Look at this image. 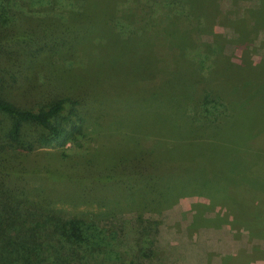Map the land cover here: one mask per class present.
Instances as JSON below:
<instances>
[{"label":"trees","instance_id":"1","mask_svg":"<svg viewBox=\"0 0 264 264\" xmlns=\"http://www.w3.org/2000/svg\"><path fill=\"white\" fill-rule=\"evenodd\" d=\"M88 1L0 0V50L17 49L12 44L16 34L3 38L2 33L11 31L17 15L34 18L27 13L38 9L29 8L33 3L53 11L60 3ZM105 1L121 5L110 11L109 24L119 38L125 32L119 18L135 32L156 31L155 65L168 69L173 62L171 77L179 89L173 99L195 115L167 118L168 126L157 125L160 130L150 142L132 135L138 152H107L102 143L79 152L91 134L79 99L60 95L37 108H23L2 98L0 88V109L15 119L5 147L20 150L23 123L38 127V145L58 149V160L46 170L63 186L61 195H36L38 203L22 190L0 189V264H153L146 215L176 204L192 214L191 238L200 228L223 225L235 237L245 232L264 238V0H226L228 9L222 7L224 0ZM71 20L64 17L58 34L67 36ZM78 43L85 48L84 37ZM226 43L233 45L231 53L224 51ZM100 72L99 79L110 74ZM163 137L170 141L164 144ZM69 143L73 152L67 151ZM7 169L17 173L13 164ZM226 264H264V249L239 250Z\"/></svg>","mask_w":264,"mask_h":264},{"label":"rangeland","instance_id":"2","mask_svg":"<svg viewBox=\"0 0 264 264\" xmlns=\"http://www.w3.org/2000/svg\"><path fill=\"white\" fill-rule=\"evenodd\" d=\"M108 3L105 0H90L81 7L77 2L70 5L60 3L53 11H48L45 5L33 3L29 8L38 9L27 13L34 18L17 15L11 31L2 33L3 38L6 35L17 36L12 42L17 46L16 50H0L2 98L23 108H37L60 95L77 98L81 101L88 134L91 133L83 140L79 152L86 148L90 152L101 143L107 152H138V148L131 144L132 135L139 142L144 137V142H150L155 139V131L160 130L155 129L157 125L168 126L164 123L167 118L177 113H185L190 118L195 114L191 109L185 112L186 106L181 107V103L173 99L175 90H179L176 79L171 77L175 68L173 62H168V69L155 65L160 50L155 42L156 31L146 34L135 32L119 18L125 30L119 38L110 32L109 24L110 11L121 5ZM243 3L251 4L249 1ZM221 4L225 9L230 7L229 1L224 0ZM242 4L237 8H244ZM127 8L125 6L123 10ZM24 10L27 11V7ZM64 17L76 20V23L74 20L67 23L70 28L66 31L67 36L58 34ZM35 18H41V21ZM52 18L55 24H51ZM134 18L140 21L137 15ZM47 27L51 28L44 34ZM226 31L228 37L233 35L229 28ZM82 37L85 48L78 43ZM203 38L211 37L204 35ZM232 49L233 45L226 43L224 51L231 53ZM181 68L184 69V66ZM99 71L110 74L99 79L96 77ZM101 72L100 76L105 74ZM155 119H159L160 123H155ZM14 120L13 115L0 109V161L5 164L0 171L6 176L2 174L6 183L0 189L9 194L11 190L16 191L14 189L18 193L22 190L23 195H32L37 203L41 198L36 195H61L63 186L51 178V170H46V165L58 160V149L38 145V127L23 123L18 143L20 150L5 147ZM97 127H104V131ZM30 139L34 143L31 149L28 148L30 142L26 143ZM169 141L163 137L164 144ZM66 147L70 148L68 152H73L72 143ZM14 152H17L18 158L12 154ZM8 156H14V160L8 159ZM12 164L18 174L13 169L6 170ZM32 171L33 176L30 177ZM56 207L60 209L61 205ZM146 218L151 220L146 226L153 241V264H226L228 257L239 250L251 252L255 247L264 249V238H251L245 232L235 237L225 225L200 228L191 238L189 226L192 214L184 213L179 204L159 214H147Z\"/></svg>","mask_w":264,"mask_h":264}]
</instances>
